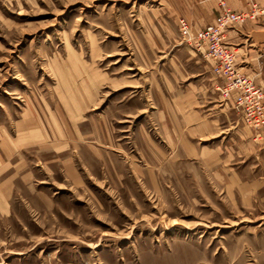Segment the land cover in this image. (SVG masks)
Instances as JSON below:
<instances>
[{"label":"rangeland","instance_id":"374dc122","mask_svg":"<svg viewBox=\"0 0 264 264\" xmlns=\"http://www.w3.org/2000/svg\"><path fill=\"white\" fill-rule=\"evenodd\" d=\"M185 4L0 0V264H264V133Z\"/></svg>","mask_w":264,"mask_h":264},{"label":"built area","instance_id":"2783aa9c","mask_svg":"<svg viewBox=\"0 0 264 264\" xmlns=\"http://www.w3.org/2000/svg\"><path fill=\"white\" fill-rule=\"evenodd\" d=\"M215 1L218 11L213 21L195 31L185 17L178 18L181 39L213 60L212 71L219 78L224 100L232 102L244 123L264 133V87L237 68L236 55L225 41V31L233 24L264 21V5L257 0H247L245 8L237 10L230 8L227 0Z\"/></svg>","mask_w":264,"mask_h":264},{"label":"crops","instance_id":"0c3cea01","mask_svg":"<svg viewBox=\"0 0 264 264\" xmlns=\"http://www.w3.org/2000/svg\"><path fill=\"white\" fill-rule=\"evenodd\" d=\"M181 1L186 3L182 16L190 22L192 29H194L192 31L213 21L218 10L215 0ZM246 1L247 0H227V4L230 8L239 10L245 8ZM257 1L264 5V0ZM260 22V20L247 21L244 24L237 23L228 27L225 31V41L237 54V68L241 72L249 75L256 84L264 87V24H260ZM211 60L212 59L209 58L205 66V70H210L208 82L211 84H219V78H217L212 71L213 60ZM230 104L232 105V102H230ZM230 128L221 129L220 127L217 128V130L219 129L218 132L222 131V133H226V131L231 130ZM225 145L226 144H224V146Z\"/></svg>","mask_w":264,"mask_h":264},{"label":"bare ground","instance_id":"6f19581e","mask_svg":"<svg viewBox=\"0 0 264 264\" xmlns=\"http://www.w3.org/2000/svg\"><path fill=\"white\" fill-rule=\"evenodd\" d=\"M248 21H256V20H248Z\"/></svg>","mask_w":264,"mask_h":264}]
</instances>
